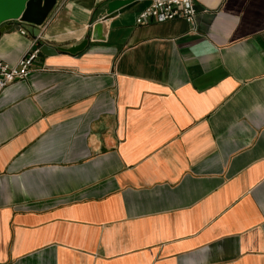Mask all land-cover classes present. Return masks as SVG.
<instances>
[{"label":"crops","instance_id":"1","mask_svg":"<svg viewBox=\"0 0 264 264\" xmlns=\"http://www.w3.org/2000/svg\"><path fill=\"white\" fill-rule=\"evenodd\" d=\"M108 1L8 21L0 58L79 43ZM196 1L194 28L139 0L0 91V264H264V0Z\"/></svg>","mask_w":264,"mask_h":264},{"label":"water","instance_id":"2","mask_svg":"<svg viewBox=\"0 0 264 264\" xmlns=\"http://www.w3.org/2000/svg\"><path fill=\"white\" fill-rule=\"evenodd\" d=\"M139 0H109L107 13L96 22L92 34L79 43L70 46H54L48 42L40 41V47L45 54H54L59 51L77 53L89 47L90 40L104 39L106 36L107 20L132 7ZM58 0H0V36L3 31L11 27L8 21L17 19L32 25L43 24ZM20 28L21 25H18Z\"/></svg>","mask_w":264,"mask_h":264},{"label":"built area","instance_id":"3","mask_svg":"<svg viewBox=\"0 0 264 264\" xmlns=\"http://www.w3.org/2000/svg\"><path fill=\"white\" fill-rule=\"evenodd\" d=\"M200 10L196 0H151L136 16L137 24H145L152 21H166L177 18H184L195 28ZM23 33L27 29L20 27ZM42 53L40 45L35 40L32 48L20 58L17 64H11L0 58V91L10 83L19 78L28 76L34 62Z\"/></svg>","mask_w":264,"mask_h":264},{"label":"trees","instance_id":"4","mask_svg":"<svg viewBox=\"0 0 264 264\" xmlns=\"http://www.w3.org/2000/svg\"><path fill=\"white\" fill-rule=\"evenodd\" d=\"M38 43L40 44V41H38Z\"/></svg>","mask_w":264,"mask_h":264}]
</instances>
